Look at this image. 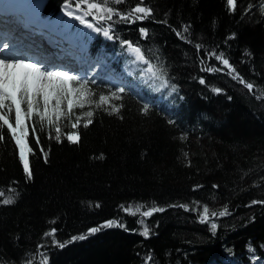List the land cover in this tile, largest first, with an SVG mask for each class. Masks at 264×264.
Wrapping results in <instances>:
<instances>
[{
	"label": "trees",
	"instance_id": "16d2710c",
	"mask_svg": "<svg viewBox=\"0 0 264 264\" xmlns=\"http://www.w3.org/2000/svg\"><path fill=\"white\" fill-rule=\"evenodd\" d=\"M62 2L47 0L44 15H59ZM99 2L88 0L81 6L88 10ZM108 2L126 13L138 0ZM144 4L153 15L142 22L114 24V38L139 46L154 70H164L168 88L151 76L143 85L146 97L158 92L159 105L125 92L122 101L109 102L123 104L119 114L109 115L107 105L93 107V123L86 129L83 121L71 129L62 117V142L49 139L47 128L38 132L47 163L30 130L35 152L29 155L31 180L3 130L0 191L5 197L0 200L16 198L12 205L0 204V264H42L41 254L47 264H234L247 263L251 254L264 258V203H252L264 201V98H256L264 95V0H236L235 10L227 0ZM185 26H190L186 33ZM101 42L96 38L90 45ZM100 48L107 54L103 43ZM213 51L223 53L254 84L253 92L226 70H201L205 65L222 67L210 57ZM94 89L97 96L109 93L106 87ZM80 111L74 109L70 119ZM72 131L79 132V144L66 140L64 134ZM181 204L189 211L173 207ZM204 205L210 212L227 208L230 213L210 217L217 224L215 234L210 222H200ZM128 207L136 215L124 211ZM150 207L165 211L143 217L140 213ZM108 222L121 226L103 227ZM94 227L102 230L89 234ZM145 227L147 237L141 234ZM53 228L58 243L45 236ZM80 236L86 238L73 239Z\"/></svg>",
	"mask_w": 264,
	"mask_h": 264
},
{
	"label": "snow or ice",
	"instance_id": "6c2138e0",
	"mask_svg": "<svg viewBox=\"0 0 264 264\" xmlns=\"http://www.w3.org/2000/svg\"><path fill=\"white\" fill-rule=\"evenodd\" d=\"M88 0H67L64 4L63 14L69 18V21H75L79 25H82L85 29L102 34L105 38L114 39L113 25L118 22L124 23H136L142 22L153 15V10L144 4V0H138V3L126 13H122L117 8L111 6L108 0H100L99 3H92L88 6V11L81 14V4H87ZM125 0H113L114 5H120ZM227 4L231 10L236 8V0H227ZM74 5V7H73ZM95 9L99 15L93 14L92 10ZM250 10V9H249ZM86 15H91L92 20L85 19ZM113 17L118 19L114 20ZM166 23V21H162ZM107 25L106 27L104 25ZM190 26H185L183 32H188ZM110 32L112 34H110ZM139 32L142 36L147 37V29L141 27ZM178 37L187 39L180 31L176 32ZM233 37H229L232 39ZM122 47L127 49L134 55L135 61H141L147 67L145 71L150 76L160 81L161 88L169 87V80L163 75L164 70H154V65L150 60L145 57L139 46H134L130 41H121ZM10 47L9 42L5 41L0 47V51L7 50ZM197 51L200 50L201 45H195ZM251 55L250 53H246ZM210 57H215L219 61L222 67L209 68L206 65L201 68L202 71L210 72H227L232 76V79L242 84L248 92H253L254 84L246 82L243 77L236 72V69L230 64L229 60L224 58L223 53L217 54L211 52ZM201 64L204 65V60H201ZM201 84H205L204 79H200ZM96 84L95 78H90L87 74L80 76L74 74L64 68H56L51 64H45L41 62L32 61L23 57L3 56L0 57V143L4 142L5 134L4 129H7L8 138L14 142L15 147L18 149V158L22 164L23 171L26 174V179H32V170L30 167L29 155H35L34 149L29 142V135L31 130L32 140L36 146L39 147V151L43 154L45 163H47V152L40 146L39 131H44L46 128L50 130L49 139H55L57 142L61 141L62 128L60 125L61 118H65L67 123H70L71 129H78L81 127L88 128L93 123L94 111L93 107L100 109L104 108L109 115L119 114L123 108V104H112L110 100L122 101L123 94L125 93V87H118L116 90H110L108 94H99L92 85ZM176 87L171 86V91L176 92ZM214 92L220 93V89H213ZM95 97V99H94ZM257 99L264 98V95L258 94ZM88 107L89 110L83 111ZM74 109H80L79 113L75 114V119L71 120L70 117L74 114ZM145 115L148 114L149 108L145 105L142 109ZM122 119V116L120 117ZM51 131H54L55 135H51ZM66 140L71 144H79L80 134L77 131H72L64 134ZM183 138V137H182ZM187 155V154H186ZM103 159V156L100 157ZM218 187V186H214ZM10 192H15V189H10ZM18 195V193H16ZM0 197H5V192L0 191ZM15 196L10 195L3 200H0V204L12 205L15 203ZM253 204L264 203V201H253ZM98 207V205H97ZM173 207L183 208L185 211H189L188 205H173ZM124 211L129 212L132 215H136V211H133L131 207L125 208ZM139 211V209H137ZM165 209L161 207H150L147 210L140 213L143 217H150L154 213L164 212ZM230 215L227 208L222 211H211L207 205L202 207L200 214V222H210V217L215 218L217 216L223 217ZM142 224L143 220L140 221ZM121 226L115 222H108L103 227ZM102 227H94L89 230V234L100 232ZM210 230L215 234L217 230V224L210 222ZM57 229L53 228L49 232L45 233L46 237H51L53 243H58L56 240ZM145 237L149 235V229L144 228L141 233ZM85 236L73 237V239H85ZM59 247H64V244H58ZM42 247V245H41ZM42 264H47V258L44 254H41ZM151 260V257H147Z\"/></svg>",
	"mask_w": 264,
	"mask_h": 264
},
{
	"label": "rangeland",
	"instance_id": "374dc122",
	"mask_svg": "<svg viewBox=\"0 0 264 264\" xmlns=\"http://www.w3.org/2000/svg\"><path fill=\"white\" fill-rule=\"evenodd\" d=\"M41 1H43V0H41ZM40 1V2H41ZM73 7H74V5H73ZM63 8H64V5H63V7H62V16H63V18H64V20L70 25V24H73V25H75V26H78L77 28H81V30L83 31V32H85L86 34H97V33H95V32H91L90 30H88V29H85L82 25H79L77 22H75V21H69V18L68 17H66V16H64V14H63ZM34 9H36V7L34 8ZM87 9L85 8V7H83V6H81V14H83V13H86L87 11H86ZM85 19H87V20H92V16L91 15H86L85 16ZM105 27L107 26L106 24L104 25ZM102 35V34H101ZM25 52V51H24ZM26 53V52H25ZM129 53L134 57V55L129 51ZM135 58V57H134ZM68 65H69V63H66V62H63L62 64H60V66L58 67V68H64V69H68ZM111 101V100H110ZM109 101V102H110ZM259 204V203H258ZM255 205H257V204H255Z\"/></svg>",
	"mask_w": 264,
	"mask_h": 264
},
{
	"label": "bare ground",
	"instance_id": "6f19581e",
	"mask_svg": "<svg viewBox=\"0 0 264 264\" xmlns=\"http://www.w3.org/2000/svg\"><path fill=\"white\" fill-rule=\"evenodd\" d=\"M25 52H26V51H25ZM3 56H6V55H4V54L0 53V57H3Z\"/></svg>",
	"mask_w": 264,
	"mask_h": 264
}]
</instances>
